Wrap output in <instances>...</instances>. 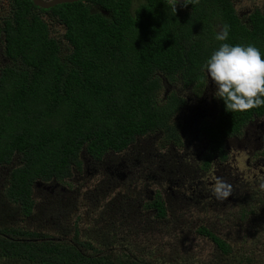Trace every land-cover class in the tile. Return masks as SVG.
<instances>
[{"label":"trees","instance_id":"1","mask_svg":"<svg viewBox=\"0 0 264 264\" xmlns=\"http://www.w3.org/2000/svg\"><path fill=\"white\" fill-rule=\"evenodd\" d=\"M169 4L86 0L45 10L32 0H11L8 16L0 19V168H10L4 198L20 208L22 218L0 228L2 264H174L102 252L82 241L78 230L62 243L46 241L40 232L24 230L23 221L34 213L33 186L54 180L65 185L73 172L83 170L82 156L100 160L149 133L179 138L173 120L185 101L175 91L164 100V83L208 86L201 69L222 43L253 45L264 58L259 10L245 22L234 0L178 3L175 15ZM54 23L66 30L61 40ZM225 24L228 38L217 41ZM263 116L264 106L226 112L220 99L219 116L205 135L221 153L225 138ZM198 233L231 255L232 248L206 228ZM85 247L93 254L85 255Z\"/></svg>","mask_w":264,"mask_h":264},{"label":"flooded vegetation","instance_id":"2","mask_svg":"<svg viewBox=\"0 0 264 264\" xmlns=\"http://www.w3.org/2000/svg\"><path fill=\"white\" fill-rule=\"evenodd\" d=\"M2 1L4 0H1L0 12L3 9ZM8 7H11L10 3ZM255 10L256 9L250 10L245 15H239L245 22H248V19ZM257 10L264 14V7ZM7 11L9 13L10 10H5L4 14L0 13V19L3 20L8 16V14L6 15ZM44 17L49 21L46 15H44ZM2 20H0V25ZM55 26H60L64 31L63 35L65 34V28L58 23L53 24V31ZM0 35L3 36V34H1V27ZM63 35L60 37L57 36L59 37L58 40H61ZM164 85L166 91L163 93L164 100L175 91L176 95L185 101V104L180 108L173 120L178 130L179 138H168L170 134L163 131L139 136L125 150L120 152H108L100 160L82 156V161L84 160L83 170L75 171L74 173H85V171L88 172L89 169H93L96 176H101L105 179V181L101 182L102 190L110 188L111 185L119 186L122 184L128 188L126 186L127 183H129L131 187H133L135 182H138V184L142 183L137 199H133L132 192V200L125 195L126 200H123L125 204L124 207L123 205H114L113 212L118 214L112 215V217L115 216L112 219L114 221H116V217H118V219L121 217L125 220L127 217L125 213L131 209L133 203H136L135 201H138L142 211L146 209L143 211L145 216L150 217L151 214H154L157 220L163 222L167 220L168 217L167 205L170 206L171 201H181L184 205H195L198 208H202L203 219L196 221L198 224L196 228L197 231L199 228H206L210 235L218 237L229 246L231 243L239 240H244L246 243L242 245L246 244L247 246L258 243V241H253L251 237L252 231H249L247 227L244 228L242 225L243 221H253L256 219V226L259 225L258 231H263L264 233V220L260 221V215H264V187H261V185H264V116L260 118L254 117V119L242 129V132L236 133L223 140L224 144L221 153L218 151L214 152V147L210 144V140L205 135L206 127L210 124H215L220 113V99L216 98L214 95L216 90L214 83L211 86H207L206 84L202 89L193 87L181 88L180 86H172L170 83H164ZM257 121H263V131L256 141L259 143V146L254 151H250L249 153L244 152L243 150L245 149L243 148L245 146H242V138L246 136L248 127L254 126ZM178 149H183L182 156L179 154ZM232 161L238 162L244 170L240 171L237 175H233L230 172V164ZM2 169L6 168H0V172ZM144 179L146 181H144ZM218 179L225 182L231 188V195L227 199H217L212 194V188ZM70 180H72V178L69 179L67 183H69ZM143 181L148 187L145 188ZM55 185L63 187L64 184L57 183V181L54 180L50 183L38 182L33 186L31 198L35 205L34 213L28 219L33 220L35 225L33 228H29L25 223L26 228H24V230L32 229L33 231L45 235V237H43L44 240L57 241L59 243L64 242L65 239L71 238L75 234V230H78L82 237L79 218L74 221V229L69 231L70 236L67 238L63 237L66 236L67 233H63V236L56 237L49 235L46 232L47 229H44L45 223H55V221L64 218L62 212L66 210L71 201L67 204L63 203L65 204L63 205L60 200H55L50 203V213L44 212V215L39 218V221L34 219L37 209V200L35 197L36 189L41 187L46 191H52V186ZM145 190H148L147 192L149 194H147ZM4 192L5 189L1 194V201H4L5 204L8 205L6 207L9 208L10 204L6 202ZM141 196H143L142 200L139 199ZM144 202L145 204L143 207ZM8 208H5V210ZM160 208L163 210L164 217L161 215ZM8 213H10L12 221L16 220L17 217L22 218L20 215L21 210L19 213H15L13 210L8 209ZM134 214L140 217V209H135ZM233 216H239L237 222L239 223L238 225H240L238 231L240 237H237L239 236L236 235L237 232H232L235 227L234 224L232 228H229L228 225L222 228V222H230L229 217ZM108 218H110V216ZM105 221L111 223V219H106ZM108 230L109 228L106 233ZM89 234L90 233H88V235ZM197 234L208 238L215 244L210 236L200 235L198 232ZM88 235L85 237V240H83V238L81 240L87 242V244L91 246H96L98 249H100L99 246L104 247V235L102 237L103 241L100 235L91 234L92 236L89 237ZM103 247L100 249L102 252L107 250H104ZM112 250L113 248L108 251L111 253ZM253 250L255 249L253 248ZM83 251L85 255L93 254V251L91 249L88 250L87 247L83 248ZM262 251H264V249H262ZM94 255H97V253Z\"/></svg>","mask_w":264,"mask_h":264},{"label":"rangeland","instance_id":"3","mask_svg":"<svg viewBox=\"0 0 264 264\" xmlns=\"http://www.w3.org/2000/svg\"><path fill=\"white\" fill-rule=\"evenodd\" d=\"M9 3L10 0L2 1L3 9L0 13L4 14L5 10H10L8 7ZM235 3L238 14L240 15H245L250 10H257L264 7V0H235ZM7 14L8 11L6 12ZM54 32L56 36L60 37L64 31L60 26H55ZM1 39L3 40V36L0 35V53L3 51V42L1 43ZM164 92L166 91L164 90ZM163 93L161 97H163ZM262 123L263 121H257L254 126L248 127L246 136L242 138V146H245L243 148L245 149L243 150L244 152L249 153L258 148L259 143L256 141L263 131ZM238 144L240 145L239 142ZM178 150L182 156L183 149ZM230 167V172L233 175H237L240 171L244 170L238 162L234 161L231 162ZM9 170L10 168H6L0 172V175H2L0 176V228L7 226L11 222V215L8 213V209L13 210L15 213L20 212L19 207L9 205L8 208L6 207L8 205L4 201H1V194L7 184L6 176L9 175ZM103 181H105L103 177L96 176L93 169H89L85 173L73 172L72 180L63 185V187L58 185L52 186V191H46L41 187L36 189L37 209L34 219L39 221V218L44 215V212L50 213V203L55 200H60L62 204H67L71 201L66 210L62 212L64 218L55 221V223H45L44 229H47L46 232L49 235L60 237L63 233H67L66 236H62L64 238L69 237V231L74 229V221L79 218L83 240H85L88 233H90L88 237L92 236L91 234L100 235L101 240L104 235V247L99 246V248L102 249L103 247L104 250L113 248L111 253H114V255L122 252L134 253L135 256H139V259L154 256L162 260H171L174 264H238V260L241 259L244 262H248L251 259L252 261L249 262L251 264H264V251H262L264 249V233L263 231H258L259 225L256 226V219L253 221L246 219L247 221H243L242 226L252 231L251 237L253 241H258V243L247 246L246 244L242 245L246 243L244 240H239L237 241L238 243L233 242L230 244L233 251L231 255L226 256L217 249L211 240L197 234L198 231L196 228L198 224L196 221L203 219V211L202 208H198L195 205L187 206V204L184 205L181 201H171L170 206L167 205V220L160 222L154 214H151L150 217L145 216L143 211L146 209L142 211L140 203L135 201L136 203H133L131 209L125 213V216H127L125 220L121 217L119 219L116 217V221L112 220L115 217H112V215H118L113 212L114 205H123L124 207L123 200H126L125 195L131 199L132 192L133 199H137L142 183L138 184V182H135L133 187L127 183L126 186L128 188L122 184L119 186L111 185L110 188L102 190L101 182ZM144 181L146 180L144 179ZM144 184L145 188L148 187L145 182ZM147 191L145 190L149 194ZM139 199L142 200L143 196ZM144 204L145 202L143 203V207ZM5 208L8 209L5 210ZM135 209H140V217L134 214ZM109 216L110 218H108ZM229 218L230 220H228L230 222H222V228L225 225L232 228L234 224L235 227L232 232H237L236 235H239L240 225L237 222L239 216ZM17 219L21 218L17 217ZM106 219H111V223L105 221ZM263 220L264 215H260V221ZM23 221L29 228H33L35 225L31 219H25ZM108 228L109 230L106 233ZM237 237H240V235ZM0 264H2L1 259Z\"/></svg>","mask_w":264,"mask_h":264},{"label":"clouds","instance_id":"4","mask_svg":"<svg viewBox=\"0 0 264 264\" xmlns=\"http://www.w3.org/2000/svg\"><path fill=\"white\" fill-rule=\"evenodd\" d=\"M179 0H170L174 15ZM199 0H183V6L198 4ZM229 26L223 25L217 32V41H226ZM208 78L215 85V97L222 99L226 112H246L264 106V58L260 50L253 46L222 43L202 66ZM264 187V185H261ZM217 199H227L231 188L222 180H217L212 188Z\"/></svg>","mask_w":264,"mask_h":264},{"label":"water","instance_id":"5","mask_svg":"<svg viewBox=\"0 0 264 264\" xmlns=\"http://www.w3.org/2000/svg\"><path fill=\"white\" fill-rule=\"evenodd\" d=\"M79 1H86V0H32L35 6L45 10L51 9L61 4H71ZM179 3H183V0H179ZM206 76L208 78L207 72H206ZM211 85H213V82L211 81L210 78H208V86Z\"/></svg>","mask_w":264,"mask_h":264}]
</instances>
